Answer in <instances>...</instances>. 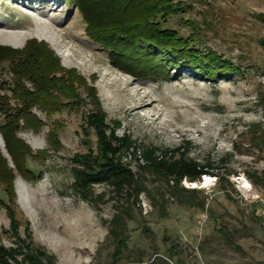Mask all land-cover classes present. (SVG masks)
<instances>
[{"label": "rangeland", "instance_id": "rangeland-1", "mask_svg": "<svg viewBox=\"0 0 264 264\" xmlns=\"http://www.w3.org/2000/svg\"><path fill=\"white\" fill-rule=\"evenodd\" d=\"M174 1L182 4L164 26L239 71L215 80L188 68L176 75L173 67L171 79L137 76L112 64L109 50L87 36L81 12L66 0H0V45L25 55L43 43L49 56L38 58L45 71L69 84L74 69L72 83L85 100L50 114L36 105L44 125L18 131L35 174L15 171L8 196L7 183H0V264H264V0ZM20 55L0 64L1 81L12 83L10 61ZM88 88L109 133L133 141L119 159L146 184L137 200L114 199L97 184L101 196L93 204L73 186L75 157L97 148L84 117L92 106ZM179 145L188 157L212 163L207 185L183 179L173 191L172 181L142 155L146 147ZM0 151L15 169L1 131ZM118 212L128 219L124 249L111 233Z\"/></svg>", "mask_w": 264, "mask_h": 264}, {"label": "trees", "instance_id": "trees-1", "mask_svg": "<svg viewBox=\"0 0 264 264\" xmlns=\"http://www.w3.org/2000/svg\"><path fill=\"white\" fill-rule=\"evenodd\" d=\"M81 12L86 22V34L95 43L106 50L114 66L119 69L142 77L171 79L168 73L170 67L175 69L176 75L183 68H188L196 75L216 79L239 71L229 60L224 59L216 52L208 50L203 53L189 40L178 35L175 29L164 26L168 17L180 9L182 3L174 0H66ZM30 43H37L35 40ZM264 45V39L262 40ZM44 44L33 45V50L20 55L24 50L14 49L11 46L0 45V64L15 54L17 60L10 61L12 83L0 80V131L5 139L8 152L14 160L15 169L9 167L6 158L0 151V183L5 184L4 192L12 193L14 172L24 176L34 175L26 163V149L28 146L18 136L22 127H31L38 130L44 121L33 112V107L54 113L62 104L71 103L82 105L85 100L82 93H78L74 86L76 71L69 69V84L63 77L52 75L48 66L39 61ZM41 52V53H40ZM58 67L59 62L55 61ZM26 80L32 83L28 88ZM73 82V83H72ZM66 84V85H65ZM87 95L92 99V106L84 113L87 126L97 137L96 150L75 157L72 168L74 175L73 186L82 199L95 204L94 186L103 184L114 194L130 196L138 199L139 195L147 190L145 182L138 179L136 173L123 164L119 155L125 146L133 141L126 135L116 136L106 123V116L95 92L88 88ZM1 90L5 91L2 92ZM10 91L11 96L6 92ZM67 95L70 100L60 101V95ZM66 96V97H67ZM15 100V104L10 101ZM55 136L50 133V139ZM260 142L264 143V129L260 133ZM188 148L179 145L172 149H162L156 146L146 147L143 157L148 166L162 174L168 183L172 181L173 191H178L183 179L190 182L201 181L203 175L210 174L212 163H201L188 157ZM31 174V175H30ZM11 181V182H10ZM9 186V187H8ZM8 196V195H7ZM131 218V217H128ZM127 220L121 218L119 212L112 219L111 233L118 237L122 249L127 245ZM229 241V239H228ZM119 250V249H118Z\"/></svg>", "mask_w": 264, "mask_h": 264}, {"label": "bare ground", "instance_id": "bare-ground-1", "mask_svg": "<svg viewBox=\"0 0 264 264\" xmlns=\"http://www.w3.org/2000/svg\"><path fill=\"white\" fill-rule=\"evenodd\" d=\"M209 181H210V178L206 175V176L203 178V180L200 181V184L203 185V186H205V185H207V184L209 183ZM193 184H194L195 186L199 185V184H197L196 182H193Z\"/></svg>", "mask_w": 264, "mask_h": 264}]
</instances>
